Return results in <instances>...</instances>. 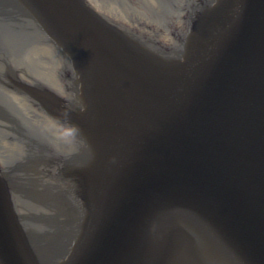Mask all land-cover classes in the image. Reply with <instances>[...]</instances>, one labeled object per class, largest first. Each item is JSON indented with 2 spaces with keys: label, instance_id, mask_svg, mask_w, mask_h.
I'll list each match as a JSON object with an SVG mask.
<instances>
[{
  "label": "water",
  "instance_id": "obj_1",
  "mask_svg": "<svg viewBox=\"0 0 264 264\" xmlns=\"http://www.w3.org/2000/svg\"><path fill=\"white\" fill-rule=\"evenodd\" d=\"M97 1L0 0V264H264V0Z\"/></svg>",
  "mask_w": 264,
  "mask_h": 264
},
{
  "label": "flooded vegetation",
  "instance_id": "obj_2",
  "mask_svg": "<svg viewBox=\"0 0 264 264\" xmlns=\"http://www.w3.org/2000/svg\"><path fill=\"white\" fill-rule=\"evenodd\" d=\"M132 2H129V0H98L97 3L99 2V4H101V6L103 7H109V6H118V7H121V6H124L126 4L134 7L135 9L136 8H141L142 10L146 11L150 9L149 6H147V4L145 5H142L144 0H141V4L137 1V0H132ZM134 3H137V4H134ZM143 11V12H144ZM161 11H159L158 13L160 14ZM164 13V10L162 11ZM129 13H123V17L125 19H120L119 21H115L117 22L119 25L125 27V28H128V29H131V30H141V28L145 29L146 27H150V31H155V30H161L164 28V24L163 22H158V24H154L153 23H150V24H145L143 23L142 21L141 22H136L137 21V18L138 17H135V16H131V15H128ZM161 15V14H160ZM110 17V16H109ZM148 20L150 19V16L149 15H146L145 16ZM113 19V18H112ZM114 20V19H113ZM136 20V21H135ZM153 21V18L151 17V19ZM151 22V21H150ZM181 28V25L179 26ZM147 30V29H145Z\"/></svg>",
  "mask_w": 264,
  "mask_h": 264
}]
</instances>
